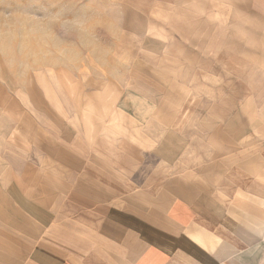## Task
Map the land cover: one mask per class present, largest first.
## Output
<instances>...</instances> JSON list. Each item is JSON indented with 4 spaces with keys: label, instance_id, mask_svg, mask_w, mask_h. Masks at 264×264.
Instances as JSON below:
<instances>
[{
    "label": "rangeland",
    "instance_id": "374dc122",
    "mask_svg": "<svg viewBox=\"0 0 264 264\" xmlns=\"http://www.w3.org/2000/svg\"><path fill=\"white\" fill-rule=\"evenodd\" d=\"M248 3L0 0V165L24 164L34 126L133 158L137 183L160 172L200 191L242 173L264 196V22ZM7 202L0 236L31 207Z\"/></svg>",
    "mask_w": 264,
    "mask_h": 264
},
{
    "label": "crops",
    "instance_id": "0c3cea01",
    "mask_svg": "<svg viewBox=\"0 0 264 264\" xmlns=\"http://www.w3.org/2000/svg\"><path fill=\"white\" fill-rule=\"evenodd\" d=\"M248 1L264 22V0ZM37 131L25 138V165H0L2 197L31 206L0 236V264H264V196L255 176L239 173L240 182L223 187L224 172L214 189L200 191L192 179L160 181V172L137 183L133 158L115 165L96 138L78 132L81 146L71 150L75 138ZM118 172L125 176H111Z\"/></svg>",
    "mask_w": 264,
    "mask_h": 264
}]
</instances>
